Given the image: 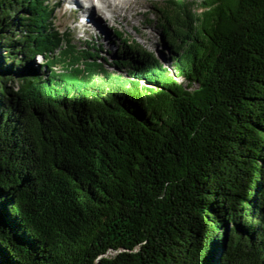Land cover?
<instances>
[{
	"label": "trees",
	"instance_id": "trees-1",
	"mask_svg": "<svg viewBox=\"0 0 264 264\" xmlns=\"http://www.w3.org/2000/svg\"><path fill=\"white\" fill-rule=\"evenodd\" d=\"M54 7L0 0V262L264 264V0H165L169 67Z\"/></svg>",
	"mask_w": 264,
	"mask_h": 264
},
{
	"label": "rangeland",
	"instance_id": "rangeland-1",
	"mask_svg": "<svg viewBox=\"0 0 264 264\" xmlns=\"http://www.w3.org/2000/svg\"><path fill=\"white\" fill-rule=\"evenodd\" d=\"M93 1L97 13L94 12V18L91 17V10L84 0H81V4L79 3L80 5L78 3L70 5V0H51L55 6L52 24L59 33L65 31L66 33L69 32L73 37V43L77 47H84L86 41H92L102 45L104 51H109V60H111L112 56L116 53L118 44H121V40L115 35L116 31L121 32L124 39H134L138 45L152 52L161 62L169 67L170 62L165 47L159 38L160 31L156 23L157 18L155 15L157 10L163 9L165 0H137L138 4L130 8L129 12L126 13L125 20H121V17L114 20L112 15L109 14L108 16V13L101 10L98 0ZM125 1L132 2L134 0ZM187 1L199 3L202 0ZM72 6L78 7L77 10H71ZM135 12H138L139 15L137 14L135 16ZM99 15H103L106 19L102 20L99 18ZM82 16L86 19H92L94 25L88 27L81 26L78 20L82 18ZM35 61L39 64V58H37V56ZM55 70L57 71L56 73L61 72L59 68ZM178 81L183 83L180 79ZM114 254V252H109L108 256H113Z\"/></svg>",
	"mask_w": 264,
	"mask_h": 264
},
{
	"label": "bare ground",
	"instance_id": "bare-ground-1",
	"mask_svg": "<svg viewBox=\"0 0 264 264\" xmlns=\"http://www.w3.org/2000/svg\"><path fill=\"white\" fill-rule=\"evenodd\" d=\"M84 1L87 3L86 5L89 6V8L91 10V17L94 18V12L96 13L94 1L93 0H84ZM71 3L72 4H76V3L81 4V0H71ZM98 4L100 5L101 10L108 13V16H109V14L112 15V18L114 20L117 19L118 17H121V20H125L126 19V13L129 12L131 7H133L134 5H137L138 1L134 0V1L130 2V1H125V0H98ZM77 8L78 7H75V9H77ZM87 10H88V8H87ZM92 10H93V12H92ZM137 14H138V12H135L134 15L136 16ZM103 15H99L100 16L99 18H101L102 20H105L106 17H103ZM104 32H106V31H104ZM38 58H39V64H40L42 58L41 57H38Z\"/></svg>",
	"mask_w": 264,
	"mask_h": 264
},
{
	"label": "snow or ice",
	"instance_id": "snow-or-ice-1",
	"mask_svg": "<svg viewBox=\"0 0 264 264\" xmlns=\"http://www.w3.org/2000/svg\"><path fill=\"white\" fill-rule=\"evenodd\" d=\"M0 264H2V262H0Z\"/></svg>",
	"mask_w": 264,
	"mask_h": 264
},
{
	"label": "water",
	"instance_id": "water-1",
	"mask_svg": "<svg viewBox=\"0 0 264 264\" xmlns=\"http://www.w3.org/2000/svg\"><path fill=\"white\" fill-rule=\"evenodd\" d=\"M1 261V260H0Z\"/></svg>",
	"mask_w": 264,
	"mask_h": 264
}]
</instances>
